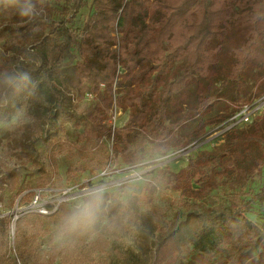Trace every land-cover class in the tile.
Returning <instances> with one entry per match:
<instances>
[{
    "label": "trees",
    "instance_id": "16d2710c",
    "mask_svg": "<svg viewBox=\"0 0 264 264\" xmlns=\"http://www.w3.org/2000/svg\"><path fill=\"white\" fill-rule=\"evenodd\" d=\"M72 1L74 15L85 0ZM92 3L94 11L80 34L65 21H54L38 44L23 49L26 56L37 58L36 66L2 64L0 60V78L13 76L15 91L33 81L36 90L52 103L40 139L50 140L57 134L59 121L74 116L67 92L76 90L99 92L85 119L89 124L86 137L100 142L110 129L107 116L118 65L117 103L128 117L117 127L113 147L128 161L137 155L131 146L134 131L142 136L141 142L151 139L157 151L166 153L180 144L177 132L189 129L190 138H202L208 126L227 121L252 102V98L242 102L231 98L230 90L242 87L250 64L263 47L264 0ZM115 22L120 37L112 34ZM181 60H185L182 71L170 78ZM224 62L229 71H224L221 85L209 93L204 79L217 78V69ZM101 83L105 87L101 88ZM255 95H264V73L258 77ZM225 98L235 101V108L229 110L226 104L221 113L213 115V107ZM7 117L0 113V121ZM248 124L233 128L221 145L198 152L181 169L164 175L165 182L187 198L186 209L167 227L159 225L152 210L142 208L137 196L124 200L112 191L99 190L85 199L89 214L75 229L80 236L76 247L104 252L108 241L103 230L108 225H137L139 250L150 264L162 262L167 255L172 264H264V233L260 235L258 226L244 212L253 203L264 201V183L249 199L242 197L264 165V111ZM27 154L29 160L38 158L35 147ZM221 185L231 190L230 204L207 206L204 200ZM62 209L60 206L58 212ZM44 217L32 212L18 218L16 233L32 232L36 238L43 231ZM10 221L0 217V239L6 236ZM14 243L22 264H53L60 253L55 246L50 247V253L42 250L39 242L30 249V240L21 244L15 239ZM188 244H192V253L183 258L180 254ZM258 247L261 251L256 256ZM18 260L13 259V264H19Z\"/></svg>",
    "mask_w": 264,
    "mask_h": 264
},
{
    "label": "rangeland",
    "instance_id": "374dc122",
    "mask_svg": "<svg viewBox=\"0 0 264 264\" xmlns=\"http://www.w3.org/2000/svg\"><path fill=\"white\" fill-rule=\"evenodd\" d=\"M72 5V0H0L2 64L36 66L37 58L26 56L23 49L38 44L54 21H65L75 34H80L85 21L94 11L93 3L92 0H85V5L74 15ZM29 7V14L21 15L22 10ZM119 30L115 22L112 34L120 37ZM184 63L185 60L176 62L170 78L182 71ZM217 70V78L204 79L209 93L221 85L223 75H226L224 71H229L227 62ZM261 73H264V44L250 64L242 87L230 90L231 98L240 99L241 102L247 98H252V102L257 99L256 85ZM5 77L6 74L0 78V113L8 114L5 120L0 121V217H7L11 221L6 236L0 239V248L4 253L0 256V264H13V259L18 260L15 239L21 240V244L30 240L28 248L39 242L46 252L55 246L60 253L53 264H150L139 250L137 225H108L103 230L108 247L101 252L89 247H76L80 236L75 229L85 221L87 215L75 223H71L70 218L88 209L86 197L102 190L112 191L124 200L137 196L142 208L152 210L159 219V225L167 227L179 211L186 209L187 198L181 191L171 188L165 182L164 175L181 169L198 152L221 145L225 139V135L221 134L225 121L208 126L202 138H190L192 132L189 129L177 132L180 144L174 145L166 153L157 151L151 139L141 142L142 136L134 131L131 146L137 155L128 161L114 147L112 151L109 149L105 136L100 142L86 137L89 124L85 116L97 102L99 92L95 93L97 100L90 101L84 91L73 90L75 99H71V110L74 116L61 119L56 128L57 134L45 141L40 137L42 129L48 125L52 103L36 90L35 82L31 81L15 91L11 85L15 78ZM117 77L120 80L116 72L112 88ZM226 104L231 110L237 103L225 98L213 107L212 114L221 113ZM127 117L128 112L124 111L120 124L123 125ZM202 119L203 116L200 121ZM34 147L38 158L32 161L27 153ZM263 183L264 165L249 182L242 197L249 199ZM231 195V190L221 185L204 203L214 208L228 205ZM60 206L63 209L58 212ZM41 208L50 211L43 213L42 233L36 238L32 232L16 233V220L28 213H40ZM244 212L258 226L260 235L264 233V201L253 203ZM96 238L97 234H94L92 239ZM192 248V244L184 246L181 257H189ZM260 251L261 247H258L256 256ZM18 262L22 264L21 260ZM170 262L167 255L157 264H172Z\"/></svg>",
    "mask_w": 264,
    "mask_h": 264
},
{
    "label": "built area",
    "instance_id": "2783aa9c",
    "mask_svg": "<svg viewBox=\"0 0 264 264\" xmlns=\"http://www.w3.org/2000/svg\"><path fill=\"white\" fill-rule=\"evenodd\" d=\"M118 35V34H117ZM119 44L115 45V48L118 49ZM120 65H118L117 73L120 72ZM119 77H117L118 80ZM115 81L114 87H113V93H114V99L112 100V103L110 105L109 110V116H108V124H109V133L104 135L107 139L108 147L112 151L114 146V136L115 131L117 127L121 126L122 124L121 117L124 115L123 109L119 106L117 103V97H116V89H117V82ZM105 86L104 83H101V88ZM68 95L71 96V98L75 99V93L74 91L67 92ZM85 96L90 100H95L97 98V94L93 92H86ZM264 111V95L258 97L251 103H246L242 106V108L232 115L225 123L222 125L221 134L226 135L229 131H231L235 127H239L245 124L250 123L255 119L257 116H259ZM121 120V121H120ZM39 212L41 214H48L50 211L46 208L39 209Z\"/></svg>",
    "mask_w": 264,
    "mask_h": 264
},
{
    "label": "clouds",
    "instance_id": "9594fccd",
    "mask_svg": "<svg viewBox=\"0 0 264 264\" xmlns=\"http://www.w3.org/2000/svg\"><path fill=\"white\" fill-rule=\"evenodd\" d=\"M30 7L29 8H25L24 10H22L21 15L23 16H27L30 12ZM89 214V210L88 209H84L79 213L74 214L71 218H70V222L71 223H75L78 219H80L81 217L88 215Z\"/></svg>",
    "mask_w": 264,
    "mask_h": 264
}]
</instances>
